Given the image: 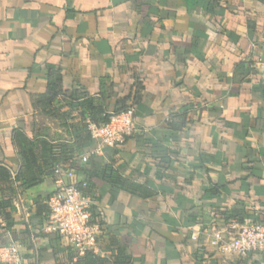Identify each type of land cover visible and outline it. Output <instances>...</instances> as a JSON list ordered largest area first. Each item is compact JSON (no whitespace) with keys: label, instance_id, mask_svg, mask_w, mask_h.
Listing matches in <instances>:
<instances>
[{"label":"crops","instance_id":"1","mask_svg":"<svg viewBox=\"0 0 264 264\" xmlns=\"http://www.w3.org/2000/svg\"><path fill=\"white\" fill-rule=\"evenodd\" d=\"M88 97L111 116L134 107L139 124L87 163L93 140L74 165L58 164L65 182H90L105 264H263L259 253L222 255L209 239L240 224L219 215L234 205L264 221V0H0V163L18 170L16 133L73 143L93 122L78 111ZM176 114L186 118L179 131L168 126ZM113 171L150 195L110 180ZM55 179L14 197V230L0 216V237L21 244L26 264H83L46 223L39 229L37 204Z\"/></svg>","mask_w":264,"mask_h":264},{"label":"built area","instance_id":"2","mask_svg":"<svg viewBox=\"0 0 264 264\" xmlns=\"http://www.w3.org/2000/svg\"><path fill=\"white\" fill-rule=\"evenodd\" d=\"M138 125L134 107L113 114L108 122H90L87 130L98 146L82 155L81 161L87 163L90 155L99 152L103 146L114 147L123 142L138 130ZM54 172L56 188L46 200L49 213L44 230L57 234L67 247L78 256H83L89 249L96 250L104 233L100 216L95 211L97 205L90 192L89 181L65 182L60 165L55 167ZM15 205L18 209L22 208L19 198ZM209 245L222 255L259 253L264 264V221L238 224L228 232L218 231L209 239ZM0 264H26L21 244L0 239Z\"/></svg>","mask_w":264,"mask_h":264},{"label":"trees","instance_id":"3","mask_svg":"<svg viewBox=\"0 0 264 264\" xmlns=\"http://www.w3.org/2000/svg\"><path fill=\"white\" fill-rule=\"evenodd\" d=\"M247 65V64H246ZM245 67V65H244ZM55 86H51V91L43 97L45 103H52L58 96V92L54 89ZM103 102L98 104V99L93 97L80 98L78 100V111L83 118L89 116L93 117V122L96 124L108 122L111 118V114L104 110ZM127 109L126 105H121L116 108L114 113H120ZM185 114H176L174 118L168 123V126L172 130H181L185 126ZM14 142L20 155V166L18 170H14L5 164L0 163V216L2 217L5 225L2 227L4 230L12 229L16 225L15 218L13 216L16 207L13 205V199L19 193L31 188L37 184H40L48 176L55 178V166L58 164L74 165L76 159L74 153L78 148L91 147L92 139L91 134L87 130L86 132L78 135L73 143L52 145L47 140L38 139L32 143H26L25 138L16 133ZM153 155L163 159L162 162L169 164L168 157L163 154L167 153L165 146L160 145L158 142H154ZM162 155V156H161ZM163 167V166H161ZM110 177V180L117 182L123 186L133 190L141 189L142 193L150 195L149 191H144V187L140 184L130 183L124 178L117 177L114 174ZM90 186V182H89ZM91 187V186H90ZM49 196V195H48ZM48 196L40 198L37 204L38 214L42 218L41 226L46 222L49 208L46 204ZM98 207H95V211L100 216ZM254 211L244 206L234 205L230 209H225L219 213L221 219L224 221L235 220L240 224L249 223V215L253 214ZM102 224V220H101ZM203 226V233H205V225ZM28 228V225H26ZM38 229V230H39ZM32 232V229L28 228V233ZM200 241L203 240L201 235ZM111 245L114 246V241L111 238ZM60 251V250H59ZM75 255V253H73ZM77 255V254H76ZM79 260L83 264H105L107 258H103L95 253L94 249H89L83 256H80Z\"/></svg>","mask_w":264,"mask_h":264},{"label":"rangeland","instance_id":"4","mask_svg":"<svg viewBox=\"0 0 264 264\" xmlns=\"http://www.w3.org/2000/svg\"><path fill=\"white\" fill-rule=\"evenodd\" d=\"M2 236H3V235H1V237H0V238H2V240H3L4 242H6V240H7V239H4Z\"/></svg>","mask_w":264,"mask_h":264}]
</instances>
